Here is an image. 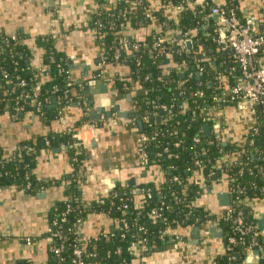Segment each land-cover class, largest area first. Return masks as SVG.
Here are the masks:
<instances>
[{
    "label": "trees",
    "instance_id": "1",
    "mask_svg": "<svg viewBox=\"0 0 264 264\" xmlns=\"http://www.w3.org/2000/svg\"><path fill=\"white\" fill-rule=\"evenodd\" d=\"M110 1L98 0L99 7L92 16V26L100 38L105 63L114 66L128 64L129 74L115 78L118 88L128 91L124 86L131 88L137 84L142 88L136 95L135 104L147 118L143 120L141 133L147 135L148 139L140 148V153L145 154V168L158 166L164 173V179L159 183L147 182L142 185L145 200L138 207L134 201L135 194L128 186L118 184L104 200L89 202L82 198L75 180L67 178L63 199L50 209V226L54 221H57V225L46 234L50 238L47 264H75L73 250L76 246L87 254L85 260L89 264H131L135 259L149 255L155 248L168 242L172 232L176 234L178 229L206 220L205 207L196 205L195 201L203 192V183L208 185L211 180L221 177L235 180L227 185L233 204L231 217L233 219L239 214L245 226L254 227L257 224L252 208L245 202L250 199L264 200V109L258 108L255 114L257 131L253 136V146L223 144L217 139V131H212L213 123L203 120L204 114L213 108L222 110L226 106L235 107L234 103L213 101V97L221 93L222 81L233 83L240 75L236 56L229 50H221V42L207 39L199 30L216 3L207 1L206 9L202 10L200 6L190 8V0H158L160 8L154 9L152 4L155 0H116L114 8H105ZM219 5L233 9L238 17L244 18L236 0H226ZM168 8L178 10L177 20L165 18L163 11ZM156 21L160 23L161 30L152 31L143 40L125 43L121 35L124 28L147 29ZM258 25L264 31V18ZM167 31L178 40L194 35L193 49L190 52L184 49L181 54H176V45L167 41L160 43V37H166ZM178 31L180 34H177ZM8 38L0 37V112L13 111V97L20 92L32 94L34 88L38 90L40 104L32 106L29 101L25 104L24 112L31 109L42 113L44 101L53 95L59 97L62 103L69 99L81 102L80 96L89 100L85 89L80 88L79 84L67 87L70 79L67 63L52 52L49 39L39 43L51 52L52 79L45 85H39L33 71L25 65L28 55L26 47L8 41ZM120 38L123 49L119 61L115 62L114 53ZM162 46L166 49L160 52ZM199 46L204 56L196 53ZM180 68L183 69L182 73L177 72ZM2 70L8 73L12 81L24 79L25 87L7 94L5 89L11 83L3 77ZM218 75L222 76V81L218 80ZM73 88L77 90V95L73 96ZM163 107L169 108L171 113ZM86 121L87 117L80 124ZM206 124L211 128L208 136L204 133ZM99 126H102L101 123ZM252 130H248L245 141ZM195 138L200 141L195 142ZM47 141L50 145L63 144L76 176L85 175V149L74 145L70 132L50 137ZM25 144L32 150L37 148L30 142ZM32 150H18L11 156H5L0 150V183L16 184L28 193L34 191L36 182L31 170L35 153ZM232 154L236 157L230 158ZM196 161H199L198 166ZM153 211L160 212L161 216L152 215ZM93 214H105L113 220V237H81L78 231L81 223ZM232 219L224 217L222 220L225 248V235L228 234L236 238L243 236L248 245L250 230L244 235L233 230ZM57 231L61 237L55 236ZM141 240H144L143 244L132 247V243ZM259 243L263 245L262 240ZM61 245L63 247L59 249ZM244 250V245L235 244L231 254L236 260L229 259L230 255L225 249L216 264H244ZM91 254L95 255L91 257ZM16 264L27 262L20 260ZM260 264H264V258Z\"/></svg>",
    "mask_w": 264,
    "mask_h": 264
},
{
    "label": "crops",
    "instance_id": "2",
    "mask_svg": "<svg viewBox=\"0 0 264 264\" xmlns=\"http://www.w3.org/2000/svg\"><path fill=\"white\" fill-rule=\"evenodd\" d=\"M207 1L218 5L226 2L190 0L189 5L192 9L200 6L204 10ZM236 1L242 17H253L258 23L263 21L264 0ZM152 5L154 9L160 8L158 0ZM98 7V0H0V37H18L28 51L25 65L33 71L38 84L45 85L52 79L51 52L39 43L49 39L52 52L67 63L70 78L89 96L87 108L79 100L69 99L62 103L53 95L44 101L42 113L30 109L13 118L12 111L0 112V150L5 156L29 150L27 142L37 146L32 150L35 153L31 170L36 182L34 191L28 193L16 184L0 183V264H16L20 260L27 264H47L50 209L63 199L67 178L75 180L82 198L89 202L105 199L118 184L128 186L135 194L138 207L145 200L142 185L164 179L158 166L147 169L141 164L138 119H145L135 98L142 88L137 84L123 91L115 82V78L129 74L128 64L107 65L106 79L97 76L103 47L92 26V16ZM163 14L170 21L178 18L176 8L164 9ZM161 29L156 21L147 29L133 30L128 26L121 35L126 44H131ZM199 30L207 39L224 41V31L210 11ZM193 37L191 34L192 46L195 44ZM185 47L188 50L191 46L185 42ZM128 92L134 100L125 98ZM72 94L77 95L75 88ZM117 106L121 114L116 111ZM220 111L223 144L243 145L255 121L239 114L233 106ZM86 117L87 121L82 124L89 123L91 127L86 131L89 143L85 146V175L76 176L67 148L63 144L50 145L47 140L82 125ZM115 118L116 125L112 124ZM220 125L213 124L212 131H218ZM92 140L98 146L91 147ZM235 157V154L230 156ZM202 187L203 192L195 204L205 207L206 220L176 230L178 240L172 232L168 242L131 264H216L217 258L225 252L222 220L233 204L224 182L211 180ZM245 203L252 208L257 225H264V200L250 199ZM113 227L114 222L107 215L93 214L80 226V235L83 239L97 238L113 231ZM27 239H31V243H27ZM262 258L263 251L245 248L244 264H260Z\"/></svg>",
    "mask_w": 264,
    "mask_h": 264
},
{
    "label": "built area",
    "instance_id": "3",
    "mask_svg": "<svg viewBox=\"0 0 264 264\" xmlns=\"http://www.w3.org/2000/svg\"><path fill=\"white\" fill-rule=\"evenodd\" d=\"M115 1L116 0H111L110 3L105 5L104 7L114 8ZM131 5H134V3H131ZM210 13L217 17L224 31V41L222 42L221 50L223 51L229 50L236 56L238 62V68L240 70V75L237 78H235L233 83L224 82L222 81L223 78L221 75L217 76L218 80L222 81L221 83L222 91L219 95L213 97V101L222 102V104L234 103V106L239 112V114L243 116L251 117L255 121V125L252 127L253 129L252 133L248 134V138L244 142V144H247L248 146H253L254 144L253 136L257 131V128H255V126L257 125L255 114L258 108L262 107L264 109V54H263L264 31H262L261 27L258 25L257 21L253 17H244L243 19H241L240 17L237 16V14L233 9L223 8L220 5L216 4L211 7ZM177 34H180V31H178ZM190 36L178 40L176 37L168 33L166 37H160L159 42L162 43L163 41H167L172 45H176L177 47L175 53L181 54L183 51H185L184 50L186 49L185 42L188 39H191ZM7 40L12 41L14 43L19 41L16 35L9 37ZM135 48H137L136 45ZM122 49H123V40L120 38L119 46L114 53L115 62L119 61V54ZM165 49H166L165 46H162L159 50L160 52H163ZM190 51L186 49V52H190ZM196 53H198L201 56H204L203 49L201 46L198 47ZM100 65L101 68L97 76L101 79H106L107 75L105 72V67L107 65H112V64L105 63L103 52L101 53ZM177 72L182 73L183 69L180 68L178 69ZM2 74L3 77L11 83L9 87L5 89V92L7 94L11 95L16 90L25 87L26 82L24 79H20V80L16 79L15 81H12L7 72L2 70ZM73 85H74V81L70 78L67 82V87L71 88L73 87ZM124 89L130 90L131 88H129L128 86H124ZM37 91L38 90L34 88L32 94H29L27 92H20L19 94L13 97V111H12L13 118H18L20 115L23 114L25 110V104L29 101L32 106H39L40 104L38 102L39 95ZM80 100L83 107L87 108L88 100L83 96H80ZM163 108L168 109L169 112L171 113V110L169 108L166 107ZM211 111H216L217 113L212 114ZM211 111L206 112L204 114L203 120L212 122L213 124L218 123L220 125L221 111L217 108H213L211 109ZM144 119L147 120L146 117H144ZM117 123L118 122L116 118L113 119L112 124L116 125ZM90 127L91 126L89 123H84L80 126L72 127L71 129L67 130V132L71 133L72 139H74V145L82 146L85 149V146L88 145L89 143L88 142L89 138L86 131ZM223 127L224 126L221 124L219 126L220 129H218V131L216 132L217 139L220 142L224 141V136L222 135V131H221V128ZM147 139L148 136L141 133V138H140L141 148ZM199 141H200L199 138H195V142H199ZM28 149H29L28 151H30L32 150V147L29 146ZM140 155H141V164L144 165L146 160L145 154L140 153ZM0 163L2 162L0 161ZM195 164L198 166L199 161H196ZM218 180L224 182L226 185H228L229 182L233 183L235 181L233 178L226 179L225 177H221ZM27 188H29V186ZM112 190L113 188L110 191ZM231 213H232V208L228 210V212L225 215V218L232 219ZM152 215L161 216V213L160 212L157 213V211H153ZM83 222L81 223V225L83 224ZM232 223H233L232 225L233 230L239 231V233H241L242 235H244L247 230H250L251 235H250V242L248 243V245H246L243 236L236 238L229 234L225 235V237L227 238V246L225 249L230 255L229 259L236 260V257L233 254H231L234 250L235 244L244 245L245 248H256L264 252V231H260L257 224L254 227L245 226L239 214L232 219ZM56 225H57V221H54L53 226H50L49 228V232L52 229H54ZM123 225L124 227H126L127 226L126 222H124ZM78 231L80 232V228ZM114 235H115V231H111L109 233H104L101 236L106 239H109ZM174 235H175V239L178 240L179 235L178 234H174ZM55 236L61 237L60 232L57 231L55 233ZM259 240L263 241V245H260ZM26 241L27 243H31V239H27ZM143 243L144 240L132 243V247H137L138 245H141ZM62 247L63 245H61L59 249H62ZM73 255H74L73 262L75 264H89L85 260L87 254L84 252V250L81 247L76 246L73 250ZM94 255L95 254H91L90 256L92 257Z\"/></svg>",
    "mask_w": 264,
    "mask_h": 264
},
{
    "label": "water",
    "instance_id": "4",
    "mask_svg": "<svg viewBox=\"0 0 264 264\" xmlns=\"http://www.w3.org/2000/svg\"><path fill=\"white\" fill-rule=\"evenodd\" d=\"M21 43V41H19L18 42V44H20ZM186 43H189L190 44V49H188V50H192L193 49V46L191 45V44H193V41H192V39H188L187 41H186ZM197 76L199 77V73L197 72ZM125 98H127V99H129V100H134V97L132 96V94H131V92H128V93H126L125 94ZM115 109H116V111H119V107L117 106V107H115ZM119 113H120V111H119ZM121 114V113H120ZM137 117H139V118H141V115L140 114H138L137 115ZM138 125H139V128L141 129V131H142V129H143V121L141 120V119H138ZM204 133H205V135L206 136H208L209 134H210V127H209V125L208 124H206L205 126H204ZM96 146H98V144L96 143V141L95 140H92V142H91V147H96ZM226 198V197H225ZM104 200V199H103ZM262 224V223H261ZM258 226V228H259V230L260 231H264V225L262 224V225H257ZM255 253H258L257 251L255 252Z\"/></svg>",
    "mask_w": 264,
    "mask_h": 264
}]
</instances>
